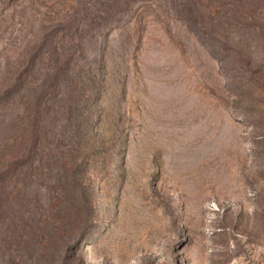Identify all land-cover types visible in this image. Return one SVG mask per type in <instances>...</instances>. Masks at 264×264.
Wrapping results in <instances>:
<instances>
[{
  "label": "rangeland",
  "instance_id": "374dc122",
  "mask_svg": "<svg viewBox=\"0 0 264 264\" xmlns=\"http://www.w3.org/2000/svg\"><path fill=\"white\" fill-rule=\"evenodd\" d=\"M0 264H264V0H0Z\"/></svg>",
  "mask_w": 264,
  "mask_h": 264
},
{
  "label": "built area",
  "instance_id": "2783aa9c",
  "mask_svg": "<svg viewBox=\"0 0 264 264\" xmlns=\"http://www.w3.org/2000/svg\"><path fill=\"white\" fill-rule=\"evenodd\" d=\"M212 206H215V204H212Z\"/></svg>",
  "mask_w": 264,
  "mask_h": 264
}]
</instances>
